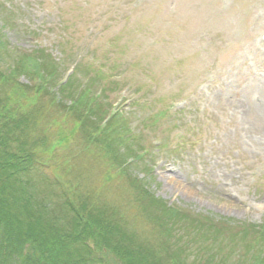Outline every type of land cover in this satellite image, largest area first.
<instances>
[{
	"label": "rangeland",
	"instance_id": "obj_1",
	"mask_svg": "<svg viewBox=\"0 0 264 264\" xmlns=\"http://www.w3.org/2000/svg\"><path fill=\"white\" fill-rule=\"evenodd\" d=\"M0 38V70L23 56L47 62L57 69L53 94L65 70L85 68L87 75H71L76 93L102 90L97 101L123 113L131 147L147 151L131 176L155 197L230 219L234 229L264 224V0H0ZM69 140L55 154L67 163L52 169L41 161L33 173L52 183V207L66 194L57 174L81 196L103 187L98 204L114 206L129 232L158 246L159 230L128 182L106 184L84 135ZM224 239L216 261L245 264V244ZM200 249L192 251L199 258Z\"/></svg>",
	"mask_w": 264,
	"mask_h": 264
},
{
	"label": "trees",
	"instance_id": "obj_2",
	"mask_svg": "<svg viewBox=\"0 0 264 264\" xmlns=\"http://www.w3.org/2000/svg\"><path fill=\"white\" fill-rule=\"evenodd\" d=\"M6 48L0 38V56ZM23 57L0 70V264H223L226 234L235 248L245 244V264H264V224L234 229L230 219L189 213L155 197L143 180L131 176L139 155L147 151L137 155L131 147L123 113L117 110L105 120L109 108L88 86L76 93L77 77H69L53 94L56 67ZM78 65L79 75H87ZM21 77L32 84H23ZM56 106L62 111L51 115ZM78 133L103 164L106 184L128 182L127 189L159 230L158 246L129 232L114 206L98 204L103 187L97 191L93 185L81 196L77 184L64 183L57 174L56 183L66 194L58 208L52 207V183L33 173L41 161L42 166L51 161L52 169L67 163L55 154ZM131 158H136L132 166ZM196 247L201 258L199 250L192 253ZM217 255L222 257L218 261Z\"/></svg>",
	"mask_w": 264,
	"mask_h": 264
}]
</instances>
